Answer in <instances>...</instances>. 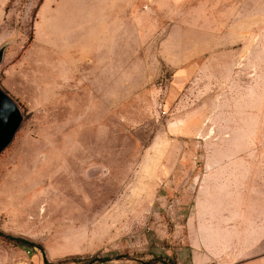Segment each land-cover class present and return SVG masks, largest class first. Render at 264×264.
Returning a JSON list of instances; mask_svg holds the SVG:
<instances>
[{"label":"rangeland","instance_id":"rangeland-1","mask_svg":"<svg viewBox=\"0 0 264 264\" xmlns=\"http://www.w3.org/2000/svg\"><path fill=\"white\" fill-rule=\"evenodd\" d=\"M235 1L0 0L23 112L0 264L172 263L264 227V0Z\"/></svg>","mask_w":264,"mask_h":264},{"label":"crops","instance_id":"crops-1","mask_svg":"<svg viewBox=\"0 0 264 264\" xmlns=\"http://www.w3.org/2000/svg\"><path fill=\"white\" fill-rule=\"evenodd\" d=\"M230 4L231 13L237 11V1L230 0ZM216 239L220 240L221 245ZM186 241L183 249L177 251L176 264H264V227L253 228L245 236L236 230L204 229L197 236L188 235ZM116 264L166 263L161 260L142 263L130 260Z\"/></svg>","mask_w":264,"mask_h":264},{"label":"water","instance_id":"water-1","mask_svg":"<svg viewBox=\"0 0 264 264\" xmlns=\"http://www.w3.org/2000/svg\"><path fill=\"white\" fill-rule=\"evenodd\" d=\"M9 43L0 45V63ZM22 119L23 112L18 102L0 85V152L11 142Z\"/></svg>","mask_w":264,"mask_h":264},{"label":"trees","instance_id":"trees-1","mask_svg":"<svg viewBox=\"0 0 264 264\" xmlns=\"http://www.w3.org/2000/svg\"><path fill=\"white\" fill-rule=\"evenodd\" d=\"M153 260H161V261L165 262L166 264H176V261L171 263V262L165 260L164 258H157V259H153ZM150 261H152V260H150Z\"/></svg>","mask_w":264,"mask_h":264},{"label":"bare ground","instance_id":"bare-ground-1","mask_svg":"<svg viewBox=\"0 0 264 264\" xmlns=\"http://www.w3.org/2000/svg\"><path fill=\"white\" fill-rule=\"evenodd\" d=\"M213 131V130H212Z\"/></svg>","mask_w":264,"mask_h":264}]
</instances>
